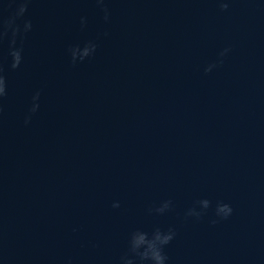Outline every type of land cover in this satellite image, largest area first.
<instances>
[{"label":"water","instance_id":"1","mask_svg":"<svg viewBox=\"0 0 264 264\" xmlns=\"http://www.w3.org/2000/svg\"><path fill=\"white\" fill-rule=\"evenodd\" d=\"M0 33V264H155L157 233L264 264V0H0Z\"/></svg>","mask_w":264,"mask_h":264},{"label":"clouds","instance_id":"2","mask_svg":"<svg viewBox=\"0 0 264 264\" xmlns=\"http://www.w3.org/2000/svg\"><path fill=\"white\" fill-rule=\"evenodd\" d=\"M222 8H227V4H223ZM24 11H25V7L22 5L19 8L18 14H22ZM7 26L9 28L12 27V22L9 21ZM26 27H30V25ZM15 32L16 30L13 29V36H15ZM2 35L3 34L0 33V37H2ZM14 43H15V40H13V44ZM9 54L11 55L12 61H13L11 65L12 68L18 67L21 62L20 50L13 48L10 50ZM4 94H5V80H4L3 75H0V96H3ZM33 111H35V108L33 109ZM203 205L205 208L208 207V201H203ZM231 211L232 209L226 204H222L218 206L217 208L218 214L222 213L224 214L225 217H227L231 213ZM170 239H171V236H165L163 239H161L159 234L157 233L154 240L152 241H148L145 238H142L141 242L137 245V247L143 244H147L148 252H146L144 255L147 257L150 252L151 253L150 258L155 262V264H163L165 257L162 255L161 251L157 249L156 242L159 241L160 244H166Z\"/></svg>","mask_w":264,"mask_h":264}]
</instances>
